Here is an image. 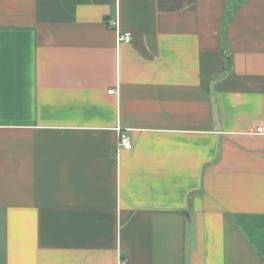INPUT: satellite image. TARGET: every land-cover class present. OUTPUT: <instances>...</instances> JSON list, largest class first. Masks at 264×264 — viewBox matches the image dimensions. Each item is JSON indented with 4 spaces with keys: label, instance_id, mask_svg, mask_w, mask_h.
I'll use <instances>...</instances> for the list:
<instances>
[{
    "label": "crops",
    "instance_id": "obj_1",
    "mask_svg": "<svg viewBox=\"0 0 264 264\" xmlns=\"http://www.w3.org/2000/svg\"><path fill=\"white\" fill-rule=\"evenodd\" d=\"M0 264H264V0H0Z\"/></svg>",
    "mask_w": 264,
    "mask_h": 264
},
{
    "label": "built area",
    "instance_id": "obj_2",
    "mask_svg": "<svg viewBox=\"0 0 264 264\" xmlns=\"http://www.w3.org/2000/svg\"><path fill=\"white\" fill-rule=\"evenodd\" d=\"M119 39L125 42H130L132 40V35L130 33H126V34H120L119 33ZM110 92H113L114 90H109ZM120 144L124 149H132L133 148V140L131 138V136L125 132L124 130H122L121 132V137H120Z\"/></svg>",
    "mask_w": 264,
    "mask_h": 264
}]
</instances>
